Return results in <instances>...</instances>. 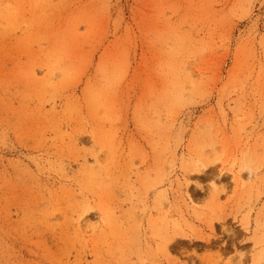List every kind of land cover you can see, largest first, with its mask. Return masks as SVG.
<instances>
[{"label": "rangeland", "instance_id": "obj_1", "mask_svg": "<svg viewBox=\"0 0 264 264\" xmlns=\"http://www.w3.org/2000/svg\"><path fill=\"white\" fill-rule=\"evenodd\" d=\"M0 264H264V0H0Z\"/></svg>", "mask_w": 264, "mask_h": 264}, {"label": "bare ground", "instance_id": "obj_2", "mask_svg": "<svg viewBox=\"0 0 264 264\" xmlns=\"http://www.w3.org/2000/svg\"><path fill=\"white\" fill-rule=\"evenodd\" d=\"M99 210H100V209H99ZM101 210H102V209H101ZM101 210H100V211H101Z\"/></svg>", "mask_w": 264, "mask_h": 264}]
</instances>
